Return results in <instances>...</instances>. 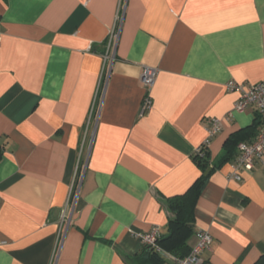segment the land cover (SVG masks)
Listing matches in <instances>:
<instances>
[{"label": "crops", "instance_id": "0c3cea01", "mask_svg": "<svg viewBox=\"0 0 264 264\" xmlns=\"http://www.w3.org/2000/svg\"><path fill=\"white\" fill-rule=\"evenodd\" d=\"M143 67L157 77L140 115ZM230 82L264 84V0H0V264L145 263L136 235L166 234L207 121L229 114L188 249L203 230V264L259 261L264 169L227 179L259 119L234 112Z\"/></svg>", "mask_w": 264, "mask_h": 264}, {"label": "built area", "instance_id": "2783aa9c", "mask_svg": "<svg viewBox=\"0 0 264 264\" xmlns=\"http://www.w3.org/2000/svg\"><path fill=\"white\" fill-rule=\"evenodd\" d=\"M122 18L118 19V24L120 25ZM118 32L115 30L110 32L109 35V50L111 45L117 43L118 41ZM115 53L109 55V52L105 56V61L113 62ZM157 77V70L150 67H143L140 75V83L143 87L145 94L140 108V115L147 113L151 107L152 102L150 98V91L153 87ZM226 89L229 92L236 91L239 93V99L233 106L234 112L242 113L249 107H254L260 125L258 131L250 143H240L237 146V156L234 160V163L231 165L232 171L227 175L228 180L232 181H241V174L245 172H252L256 161H259L264 169V84L258 83L254 85H248L247 87L243 85L230 82L226 85ZM231 118V115H227L222 119H209L206 126L207 137L205 141L195 150V155L203 157L205 152L208 150L211 139L215 137L222 129L224 121H228ZM79 187L76 186L75 189V198L71 205L70 211L67 215L63 214V220L67 223L71 219L73 212L75 200L78 195ZM74 191V188L72 189ZM196 242L191 247L189 253L182 257L178 258L168 252H165L158 246V240L161 237L160 230L156 227L150 229L147 233L136 235L137 240L144 247L153 249L160 257H162L167 264H203L202 255L208 251L213 242L212 236L209 232L199 230L196 232ZM2 243L0 242V245Z\"/></svg>", "mask_w": 264, "mask_h": 264}, {"label": "trees", "instance_id": "16d2710c", "mask_svg": "<svg viewBox=\"0 0 264 264\" xmlns=\"http://www.w3.org/2000/svg\"><path fill=\"white\" fill-rule=\"evenodd\" d=\"M256 125L259 128L260 121ZM230 143L235 144L236 142L232 141ZM207 156L208 150L203 157L194 156V162L201 169L202 174L191 186L189 191L184 196L170 198L165 202L167 211L173 217L168 219L166 234L160 237L158 246L165 252L178 258H182L189 253L188 240L194 233L192 225L193 208L206 184L207 177L204 174L209 169ZM142 252L146 259V262L143 264H163L164 259L153 249L144 247ZM255 264H264V257Z\"/></svg>", "mask_w": 264, "mask_h": 264}, {"label": "water", "instance_id": "95a60500", "mask_svg": "<svg viewBox=\"0 0 264 264\" xmlns=\"http://www.w3.org/2000/svg\"><path fill=\"white\" fill-rule=\"evenodd\" d=\"M208 173H209V170H207L204 175L206 176Z\"/></svg>", "mask_w": 264, "mask_h": 264}]
</instances>
